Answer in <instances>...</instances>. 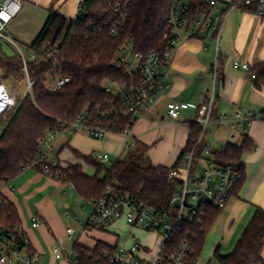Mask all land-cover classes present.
Returning a JSON list of instances; mask_svg holds the SVG:
<instances>
[{
    "label": "trees",
    "instance_id": "16d2710c",
    "mask_svg": "<svg viewBox=\"0 0 264 264\" xmlns=\"http://www.w3.org/2000/svg\"><path fill=\"white\" fill-rule=\"evenodd\" d=\"M120 1L125 0H85L83 5L88 14L76 22L49 9L44 27L29 47L32 56L27 60V69L28 77L33 82V97L24 96L23 93L27 87V75L22 57L19 54L9 57L0 46L2 82L9 83L10 88L6 86L11 93L19 80L25 83L22 94L15 96V106L0 117V183L16 178L28 166L40 170L41 166L37 164L40 141L49 131L69 126L85 113L92 123L102 125L108 133L124 134L134 125L135 120L131 117L125 118L120 112L111 114L119 111V98L107 93L104 85L115 80L127 82L121 72L112 68L125 44L130 43L144 53L163 51L167 47L170 34L167 17L172 0H129V16L121 27L117 24L119 18L113 13V8ZM209 1H189L193 20L203 13L212 15L214 8ZM231 1L237 8L250 14H258L263 9L258 2L247 7L240 3L241 0ZM113 25L119 28L120 36L117 38L110 34ZM250 72L255 76L257 89L264 90V62L251 68ZM54 74L69 78L70 83L58 93L51 94L49 76ZM218 80L220 84V73ZM257 118L264 121V110ZM200 132L201 127L192 123L188 144L171 168L153 166L148 157L149 147L137 141L124 158L118 159L109 168L104 163L86 158L96 168L95 176L84 174L80 166L60 168L59 172L62 180L72 183L86 202L99 199L111 187L137 203L165 211L175 191L170 174L179 167L185 152L191 149ZM254 148V144L245 137L240 145L229 144L221 154L222 159L237 165L242 173L236 195L246 181L243 158ZM102 173H105L104 177H101ZM222 211L208 208L200 221L188 224L181 237H175L173 248L190 234L197 260L204 249L207 235ZM0 225L12 231L22 226L17 208L1 193ZM24 237L27 238L25 234ZM73 249L78 264H108L104 254L115 247L99 242L91 250L76 243ZM214 258L220 264H264V210L255 207L253 217L233 252L222 255L220 247H217Z\"/></svg>",
    "mask_w": 264,
    "mask_h": 264
},
{
    "label": "built area",
    "instance_id": "2783aa9c",
    "mask_svg": "<svg viewBox=\"0 0 264 264\" xmlns=\"http://www.w3.org/2000/svg\"><path fill=\"white\" fill-rule=\"evenodd\" d=\"M85 0H76V10L73 21L81 20L88 11L84 8ZM190 0H172L167 17L170 28L168 45L163 51L144 53L138 51L130 43L125 44L117 59L112 63V68L119 71L127 79L112 81L104 85L107 93L117 95L120 109L111 114L121 113L125 118L135 121L146 112L155 107L160 99L170 88L168 76L172 66L173 52L182 43L191 38L200 37L203 33L219 35L224 14L209 15L203 13L193 20L190 13ZM223 2H226L224 4ZM261 3L262 10L258 15L264 17V0H241L244 6ZM213 8L224 5L225 14L237 8L231 0H210ZM130 1H120L113 8V13L119 18L121 27L129 16ZM21 0H0V38H6V28L18 17L22 11ZM112 37H119V28L113 25L110 31ZM9 41V40H8ZM218 36L214 39L218 52ZM11 42V41H10ZM24 62V71L27 75V87L24 96L33 97V82L28 77L27 59L19 52ZM236 69L249 71L247 64H235ZM218 61L211 70L212 90L201 105L170 102L167 105V115L172 120H178L184 111H196V123L201 127V132L191 149L185 155L177 169L170 174V181L175 184V191L171 197L169 207L165 211L135 202L127 195L115 192L108 187L106 192L97 200L87 202L92 207L91 214L86 220L85 230H108L120 221H125L133 228H139L154 235L158 244L151 249L142 244H135L130 248L117 246L113 251L105 252L104 257L108 264H194L195 250L191 244L190 234L174 249L175 237H181L188 224L200 221L208 208L226 209L235 197L242 173L237 165L225 161L221 154L229 144L220 148H213L206 142L209 127L216 122L219 125L230 124L229 136L232 140L237 138V130L246 132V126L254 119L251 113L238 112L234 119L226 117L215 119L213 111L218 89ZM255 78V76L253 75ZM68 83L69 78L56 74L49 76V91L56 94ZM16 104L15 97L10 93L5 83L0 78V117L3 113L13 108ZM130 130L124 135L130 138ZM87 132L95 138H101L108 133L102 125L91 122L85 113L69 126H61L57 130L49 131L40 141L38 147L37 164L40 172L49 177L62 181L59 172L61 166L57 159L49 161L48 155L52 150L54 141L63 132ZM2 130L0 129V134ZM135 147L134 142L127 144L126 149ZM97 160L105 163L109 160L108 154H100ZM28 168H33L28 166ZM72 185V183H69ZM33 226L39 227L37 218L32 219ZM12 231L0 225V264H41L40 257L24 237L23 227ZM73 229L67 230V236L72 237ZM23 234V237H22ZM63 241L54 248V253L60 257ZM74 254V259H73ZM67 257L72 264H78L75 252L67 251Z\"/></svg>",
    "mask_w": 264,
    "mask_h": 264
},
{
    "label": "crops",
    "instance_id": "0c3cea01",
    "mask_svg": "<svg viewBox=\"0 0 264 264\" xmlns=\"http://www.w3.org/2000/svg\"><path fill=\"white\" fill-rule=\"evenodd\" d=\"M21 1L28 6L47 7L54 0ZM225 12L224 5H218L212 11V15L224 14L219 35L203 33L174 50L168 76L170 88L155 107L135 121L127 144L139 141L149 147L148 157L153 166L173 167L188 144L191 124L196 123L197 114L195 110L190 109L184 111L181 117L185 113H191L192 121H180L181 117L172 120L167 115V105L170 102L190 105L205 103L212 90L211 70L218 61L222 82L217 89L214 118L226 117L232 120L238 112L251 113L254 118L246 126V132L238 129L237 138L226 143L240 145L246 137L255 146L254 151L243 158L246 173L243 187L222 211L226 222L221 240L222 242L227 240L229 245L236 235L237 241L240 239L253 217L255 207L264 210V121L255 119L264 110V90L257 89L255 78L250 72L251 68L264 62V17L239 8L231 9L227 14ZM217 36L218 52L214 44ZM236 63L247 64L249 71L236 69L234 67ZM211 125L216 126L217 132L225 130L226 135H229V123L219 125L214 122ZM65 133H70V136L64 135L58 142L60 148L58 152L54 149L55 140L50 151L53 155L50 156L49 153L47 159L49 161L57 159L62 169L80 166L83 173L88 175L84 166L93 165L88 163L86 158L98 161L94 149L97 144L84 134L70 131L63 132ZM221 144L226 145L224 142ZM159 146H167L168 149V151L165 149L162 158H156V151L153 154V150ZM107 147L112 148L110 145ZM127 152L128 150L125 151V155ZM0 193L17 208L24 233L33 250L39 254L41 264H72L67 257V251L70 250L65 240L71 239L74 235L73 233L71 238L68 237L67 230L70 228L66 227L72 214L66 207L78 210L85 208L87 203L73 185L63 180L49 178L35 168H26L16 178L0 183ZM34 217L39 221V227L33 226ZM228 222L231 223L228 225ZM116 228L118 223L108 230H95L103 236L112 234L111 230ZM116 240L115 245H109L101 240L92 245L83 242L78 244L92 250L99 242L117 247L119 240ZM60 241H63V249L58 257L54 253V248ZM218 247L221 250V246ZM214 252L215 250L213 258Z\"/></svg>",
    "mask_w": 264,
    "mask_h": 264
},
{
    "label": "rangeland",
    "instance_id": "374dc122",
    "mask_svg": "<svg viewBox=\"0 0 264 264\" xmlns=\"http://www.w3.org/2000/svg\"><path fill=\"white\" fill-rule=\"evenodd\" d=\"M22 4L23 7L21 13L5 30V35L8 39L0 38V46L3 52L9 57L15 56L16 54H19V52H21L27 60H30L32 52L29 47L36 40L42 28L44 27L49 17V9L52 8L57 11L61 16L71 20L74 16L76 3L75 0H54L47 7H40L34 5L28 6L25 3ZM6 85L10 88L9 83H6ZM24 85V81L22 79L19 80L13 87L14 89L12 90V93H10L14 97L22 94V87ZM23 93H25V90ZM185 120H187L188 122L192 121L193 115L191 113L183 114L180 121ZM215 129L216 126L211 125L209 127V134L206 137V142H208L211 147L220 148L223 145L221 144L222 142L226 144L228 141H233L229 135H226L225 130H220L217 132V130ZM77 134H84L97 144L94 147V149L96 150L95 156H98L100 154L109 155V160L104 163V166L106 168H109L119 158L125 157V151H127L125 147L130 140V138H128L124 134L109 133L98 139L93 136H90V134H88L87 132H78ZM64 135H67L68 137L70 136V133H62V135L57 137L54 143V149L56 152H58L60 149L58 147V142L62 138H64ZM109 145L112 147L111 149L107 147ZM160 147L161 146L156 147L153 150V154L156 151V158H162L165 155V149H167V146L161 148ZM52 155L53 154L50 153V156ZM151 160L153 159L151 158ZM84 170L89 176H94L96 174L95 167L91 165H85ZM104 175L105 173H102L101 177H104ZM84 207L85 208H79L78 210L66 207V210L70 211L72 214L71 217L68 219L70 223L66 227L73 228L74 230L73 237L71 239H65L71 252H73L74 243L83 242L85 244L92 245L97 240L104 241L109 245H115L117 241L116 239H118V245L124 248H130L135 244H142L151 249H154L157 246L158 239L154 235L149 234L143 231L142 229L133 228L129 226L125 221H120L118 223V228L111 230V233L114 235L104 234L102 236L100 235V233H98L99 231L95 229H90L85 232L84 230L86 220L91 214L92 207L90 205H87V203ZM224 215L225 214L222 213L219 216L214 227L207 235L204 249L194 264H220L217 259L212 257L213 251L218 246H221L222 255H228L233 252L237 243L236 238L238 235H236L234 241L231 242L229 245H227V240L222 242L221 238L224 236L223 228L225 227L224 222H226V218ZM229 223L231 222H228L227 224L229 225Z\"/></svg>",
    "mask_w": 264,
    "mask_h": 264
},
{
    "label": "water",
    "instance_id": "95a60500",
    "mask_svg": "<svg viewBox=\"0 0 264 264\" xmlns=\"http://www.w3.org/2000/svg\"><path fill=\"white\" fill-rule=\"evenodd\" d=\"M224 4H226V2H223Z\"/></svg>",
    "mask_w": 264,
    "mask_h": 264
}]
</instances>
